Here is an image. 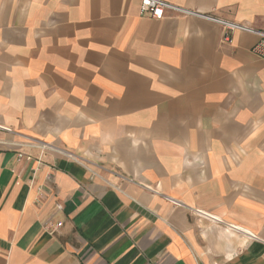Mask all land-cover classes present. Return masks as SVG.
<instances>
[{"label":"crops","instance_id":"obj_1","mask_svg":"<svg viewBox=\"0 0 264 264\" xmlns=\"http://www.w3.org/2000/svg\"><path fill=\"white\" fill-rule=\"evenodd\" d=\"M160 1L264 32V0ZM139 9L0 0V264H264L258 38Z\"/></svg>","mask_w":264,"mask_h":264},{"label":"built area","instance_id":"obj_2","mask_svg":"<svg viewBox=\"0 0 264 264\" xmlns=\"http://www.w3.org/2000/svg\"><path fill=\"white\" fill-rule=\"evenodd\" d=\"M140 15L141 16H149L151 19L154 20H162L164 18V12L165 11H172L175 12L178 15L182 16H199L197 13L188 11L186 9H182L179 7H175L173 5H170L168 3H165L160 0H140ZM207 20H210L222 28L223 34H222V40L224 42H230L231 41V36L234 32H245V33H250L255 36H257L258 40L257 42L251 47L250 52L252 55L255 57L264 59V32L262 31H255L251 28L224 21V20H218V19H213L210 17H203ZM61 224H57L54 229H51L46 225V229H48L50 232H54L56 228L60 227Z\"/></svg>","mask_w":264,"mask_h":264},{"label":"rangeland","instance_id":"obj_3","mask_svg":"<svg viewBox=\"0 0 264 264\" xmlns=\"http://www.w3.org/2000/svg\"><path fill=\"white\" fill-rule=\"evenodd\" d=\"M198 215H203L202 213H198Z\"/></svg>","mask_w":264,"mask_h":264}]
</instances>
